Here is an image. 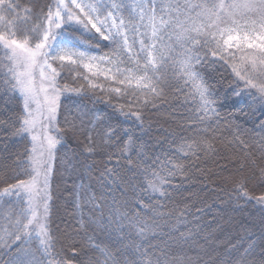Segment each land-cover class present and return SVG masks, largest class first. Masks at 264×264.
<instances>
[{
	"label": "snow or ice",
	"instance_id": "1",
	"mask_svg": "<svg viewBox=\"0 0 264 264\" xmlns=\"http://www.w3.org/2000/svg\"><path fill=\"white\" fill-rule=\"evenodd\" d=\"M217 66L221 76L231 77L234 96H247L264 111V0H0V264H264V134L257 139L221 115L228 97L199 70ZM77 77L87 85L71 86ZM89 90L101 100L122 96L121 113L134 116L142 132L143 112L163 111L159 106L175 91L189 109L178 127L195 135L180 136L175 159L161 169L141 172L147 153L134 131L122 135L112 124L85 122L86 113L58 120L63 94L87 96ZM258 123L264 132V120ZM217 137L220 144H238L236 163L220 177L232 186L225 201L231 204L215 209V224L201 225L223 197L208 204L185 185L204 171L197 161L215 162L221 155ZM17 144L24 147L22 157ZM96 155L123 158L147 198L136 194L130 178L126 189L134 203L114 200L106 218L81 215L78 228L54 231L50 177L57 157L67 171L74 158L86 162ZM104 175L113 172L105 166ZM175 177L184 179L173 183ZM254 185L259 194L250 191ZM176 197L183 208L169 206ZM241 198L257 208L238 226L247 242L220 245L216 229L227 230L222 220L228 227L235 223L230 214L242 208ZM161 223L175 243L197 244L196 256L169 258L163 249L157 255L151 241L136 242L154 235ZM97 230L109 232L111 241H98Z\"/></svg>",
	"mask_w": 264,
	"mask_h": 264
},
{
	"label": "trees",
	"instance_id": "2",
	"mask_svg": "<svg viewBox=\"0 0 264 264\" xmlns=\"http://www.w3.org/2000/svg\"><path fill=\"white\" fill-rule=\"evenodd\" d=\"M23 2V0H21ZM99 51V50H97ZM107 51V49H104ZM199 68V66H198ZM205 79L215 87L220 93L221 97H228L227 104L220 108L222 116H228L236 124L240 125L245 129L252 130L253 135L258 139L259 135L264 134L259 127V121L264 120V111L261 106L254 100L247 96L236 97L231 93L229 86V77L226 73L221 76L223 69L217 68H202L199 69ZM103 78H101L102 80ZM86 81L81 80L79 77L73 82L71 86L85 87ZM103 95V93H99ZM179 95L180 99L177 100L175 97ZM172 99L169 100L168 104L160 105L159 107L164 109L158 111L157 109H147L142 114V119H146L145 130L142 132L139 128L136 118L130 115H124L119 109V105L125 103L122 96L107 97L103 100L93 97L92 92L89 90L87 96L76 93H65L61 99V114L58 116V120L63 122L64 116L69 119L80 116L82 113H86L84 116L85 122L89 119L93 123L102 122L104 124H112L117 129L134 131L136 136L140 137L137 143L143 145V151L147 153L145 156L143 165L140 169L142 172L145 167L159 170L163 167L165 160H174L175 151L177 147V141L180 136L190 137L195 135L193 132L187 130H181L178 127L184 114L189 112L188 105L184 103L185 96L180 95L173 91ZM192 101L189 100V103ZM0 103H3V97L0 96ZM14 106V105H13ZM126 110L127 107L125 106ZM150 125V130H149ZM175 133V135H174ZM227 135V133H224ZM119 137L117 141H119ZM231 137L228 140L231 141ZM245 139V137H241ZM219 137H217V147L221 152V155L216 157L215 162L197 161V164L204 169L203 172H197L196 178L192 183L186 184L185 187L192 189L193 191L200 192V199H207L208 204H212L213 200H217V196L223 197L222 200H217L213 204V211L203 215V219L199 221L201 225L206 223L215 224L216 221L213 219L214 215H219L215 212V209L230 206L231 201H228L229 190L232 187L230 184L225 183L221 176H227L228 173L224 171L225 167L232 169L233 164L236 163V155L238 152V144L225 142L220 144ZM83 138L80 141L70 140L69 144L72 148H75L77 144L82 143ZM116 142H112V146L115 147ZM3 145H0L2 148ZM19 151L21 157L24 153V147L17 144L15 149ZM127 154H131V149H128ZM84 155H89L85 153ZM91 155H95L92 153ZM228 157L229 159H226ZM138 158V157H137ZM19 163V158H17ZM119 164V166H117ZM107 166L113 172V177L107 175L102 176V169ZM131 165H128L123 158L118 162L113 157L111 160L108 156L96 155L95 160L88 159L86 162L83 157L79 159L74 158L72 164L68 166L67 171L65 166L61 164L59 156L55 162L54 173L59 174L61 179V186L56 190H53L51 200V227L55 231L57 229L64 230L72 228H78L79 218L81 215L85 219L97 220L103 213L106 218L110 206L113 205V201L117 203L123 202L125 197L130 202H133V192L130 189H126L128 180L131 178L135 183L134 187L137 189V195H143L147 198L148 193L140 187V177L135 172H130L128 169ZM166 171V169H164ZM210 170V171H209ZM119 175H115L116 173ZM184 177H175L173 183H179ZM217 185H221L218 188ZM167 187V185H166ZM212 189H215L216 195L212 193ZM254 190L256 194H259L257 186H252L250 191ZM233 199H235V193H231ZM89 197L94 198V202L89 201ZM185 198L191 200L192 196L190 193H185ZM163 201V198H160ZM180 197L170 202V207L183 208L184 205L181 203ZM198 202V201H196ZM239 203L242 208H236L231 212L230 218L235 223L228 227L225 221H221V224L227 229L225 232H221L219 228L216 229L215 234L220 238L219 244L231 241L240 245H244L247 242V237L243 228H238L240 222H247L251 219L252 213L257 212V208L254 204L246 203L242 198ZM191 207V205H190ZM207 207V205H205ZM148 219H151L149 217ZM193 222L196 221L193 219ZM181 226V225H178ZM128 229L126 228L125 231ZM171 231L170 227L164 223H161L160 228L156 229L154 235H149L147 240H136L139 244H147L151 241L152 250L156 251L157 255L161 253L157 249H163L169 256V258H183V257H195L199 248L197 244H177L168 235ZM131 235L135 237V230L131 232ZM96 239L108 243L112 237L109 232L97 230ZM131 242V241H130ZM202 243V241H201ZM260 249H257V255L259 256Z\"/></svg>",
	"mask_w": 264,
	"mask_h": 264
},
{
	"label": "rangeland",
	"instance_id": "3",
	"mask_svg": "<svg viewBox=\"0 0 264 264\" xmlns=\"http://www.w3.org/2000/svg\"><path fill=\"white\" fill-rule=\"evenodd\" d=\"M62 99V97H61ZM61 179H62V176L60 177V175L57 173L55 174L54 173V169H53V172L51 174V177H50V181H51V191H52V194L53 193V190L57 192L58 188L61 186Z\"/></svg>",
	"mask_w": 264,
	"mask_h": 264
}]
</instances>
